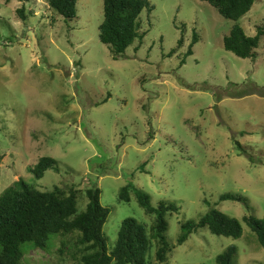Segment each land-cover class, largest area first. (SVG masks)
Returning a JSON list of instances; mask_svg holds the SVG:
<instances>
[{
	"label": "rangeland",
	"instance_id": "rangeland-1",
	"mask_svg": "<svg viewBox=\"0 0 264 264\" xmlns=\"http://www.w3.org/2000/svg\"><path fill=\"white\" fill-rule=\"evenodd\" d=\"M150 2L153 10L140 18L142 44L114 58L99 36L104 0H79L74 19L50 10L48 0H0V194L20 178L40 190L74 185L83 211L85 191L99 187L110 209L104 235L112 250L124 219L154 224L135 193L120 199L133 182L153 206H179L167 214L173 249L159 263L154 245L156 264H216L232 244L237 264H264V247L244 221L264 218V37L256 59L241 58L224 47L236 22L209 2ZM23 5L33 14L26 22L16 12ZM239 23L255 35L264 0ZM194 31L199 42L186 56ZM42 156L55 157L60 168L37 179L29 167ZM228 193L249 207L222 201ZM213 207L242 222V237L205 227L178 244L181 225ZM69 238L51 236L46 251L26 244L24 264H81L73 248L59 252Z\"/></svg>",
	"mask_w": 264,
	"mask_h": 264
},
{
	"label": "trees",
	"instance_id": "trees-1",
	"mask_svg": "<svg viewBox=\"0 0 264 264\" xmlns=\"http://www.w3.org/2000/svg\"><path fill=\"white\" fill-rule=\"evenodd\" d=\"M33 2L34 0H20ZM79 0H48L50 10H55L65 19L77 17ZM212 4L225 18L235 21L229 35L224 38V47L241 58L256 59V51L264 37V25L257 27V33L248 35L239 23L252 9L256 0H204ZM150 0H104V18L100 25V40L109 45L114 58L124 55L127 48L139 42L142 44L146 32H141V15L144 10L152 11ZM20 20L26 22L33 15L27 14L25 6L16 10ZM179 41L178 47L183 44ZM199 35L194 31L186 56L192 55ZM176 52L172 49L171 54ZM186 56L182 64L186 62ZM240 150L247 149L236 141ZM59 161L52 156H42L34 166L29 167L37 179L43 178L48 170L59 171ZM131 192L145 212L154 216V224L149 226L135 218L122 221L116 244L108 249L104 235V225L110 215V209L100 200L99 187L88 188L85 193L89 202L83 211H79L78 197L80 190L72 185L68 189L54 186L51 190H40L23 179H18L12 186L0 194V264H24L26 244L35 249L47 250L51 236H61L59 252L66 253L73 248L72 256L81 264H156L151 254L154 245L155 257L159 263L167 260L173 247L167 239L169 212H178L175 203L160 202L155 207L151 197L133 182L123 186L120 199L130 201ZM221 200L244 202L241 195L224 194ZM249 207V205H248ZM244 221L257 234L259 243L264 247V218L250 214ZM207 227L212 233L227 237L240 238L244 234L242 222L216 207L211 208L199 221L189 220L181 225L178 244L186 242L193 232ZM71 245V246H70ZM70 246V247H69ZM68 252V251H67ZM238 249L232 244L216 258V264H237ZM152 259H151V258Z\"/></svg>",
	"mask_w": 264,
	"mask_h": 264
}]
</instances>
